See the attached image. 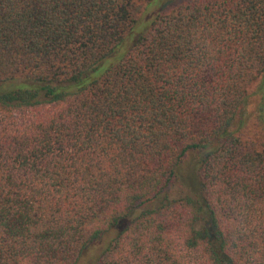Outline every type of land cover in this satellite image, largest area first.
I'll use <instances>...</instances> for the list:
<instances>
[{
    "label": "trees",
    "instance_id": "16d2710c",
    "mask_svg": "<svg viewBox=\"0 0 264 264\" xmlns=\"http://www.w3.org/2000/svg\"><path fill=\"white\" fill-rule=\"evenodd\" d=\"M0 264H264V0H0Z\"/></svg>",
    "mask_w": 264,
    "mask_h": 264
},
{
    "label": "rangeland",
    "instance_id": "374dc122",
    "mask_svg": "<svg viewBox=\"0 0 264 264\" xmlns=\"http://www.w3.org/2000/svg\"><path fill=\"white\" fill-rule=\"evenodd\" d=\"M158 9H161V7L157 6V5H152L141 13L140 18L141 19H148L152 15H154Z\"/></svg>",
    "mask_w": 264,
    "mask_h": 264
}]
</instances>
